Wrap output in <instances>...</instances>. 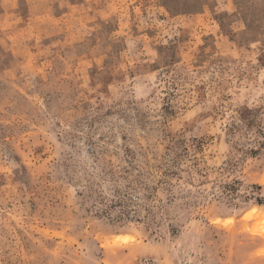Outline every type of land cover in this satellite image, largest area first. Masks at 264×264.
I'll list each match as a JSON object with an SVG mask.
<instances>
[{
  "label": "rangeland",
  "instance_id": "rangeland-1",
  "mask_svg": "<svg viewBox=\"0 0 264 264\" xmlns=\"http://www.w3.org/2000/svg\"><path fill=\"white\" fill-rule=\"evenodd\" d=\"M0 264H264V0H0Z\"/></svg>",
  "mask_w": 264,
  "mask_h": 264
}]
</instances>
